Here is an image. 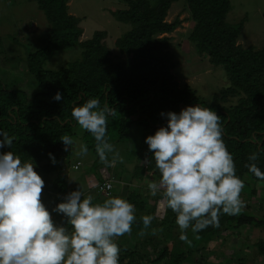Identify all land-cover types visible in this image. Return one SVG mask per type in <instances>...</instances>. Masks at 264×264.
<instances>
[{
	"label": "trees",
	"instance_id": "trees-1",
	"mask_svg": "<svg viewBox=\"0 0 264 264\" xmlns=\"http://www.w3.org/2000/svg\"><path fill=\"white\" fill-rule=\"evenodd\" d=\"M28 1L37 3L50 21V40L29 57L28 70L37 84V91L31 99L18 88L4 89L0 82V130L15 137L10 150L20 155L22 160L31 157L38 166L35 169L37 172L54 174L52 183L46 187L51 188L47 191L50 195L46 194L42 199L50 211L68 192L76 189L69 187L66 176L61 172L81 163L72 164V157L79 147L66 151L60 137L70 135L76 145L75 140L80 132L88 152L96 153V141L72 119L71 109L87 99L98 98L101 105L107 103L114 109V115L108 118L107 139L113 144L132 143L140 150L136 152L132 149L126 161H134L135 155L137 160L149 156L146 167L135 168L121 193L112 190L114 195L120 194L133 203L136 212L132 232L117 242L121 248L120 264H209L212 259L219 262L224 258L217 253L209 255L211 250L221 251L232 237L264 227V214H257L249 205L239 215H221L219 227L209 226L197 236L189 230L190 243L179 239L175 214L170 209H166L163 220L154 218L148 229H144L140 219L149 214L155 217L156 202L161 199L160 195L150 196L143 186L146 176L159 177L144 139L166 123L159 115L161 111L179 112L186 105L197 103L216 111L221 117L222 138L234 157L236 173L245 184L241 193L251 190L245 182L246 177L255 185L264 184L246 167L250 163L249 155L264 148V50L253 51L237 45L243 22L237 25L227 23L230 0H186L194 21L190 40L200 56H207L214 66L225 69L230 86L222 90V98L237 97L239 100L238 104L230 106L223 105L219 99L218 102L209 103L191 87L180 89L174 82L171 69L176 63L167 51L169 39L157 36L177 29L178 21H166L175 0H157L154 7L150 6L148 0H127V9L112 12L119 21L132 25V30L116 43L126 54L120 61L113 60L110 50L102 42V33H97L91 41L79 44L82 30L78 26L79 19L68 14L69 0ZM77 46L84 50L80 60L57 71L44 68L47 60L56 52ZM57 91L63 95L61 101L52 99ZM48 153L55 156V164L51 163ZM97 161L98 158L87 172L95 176L97 186H100L105 181L97 169ZM256 162L264 170V152H259ZM124 174V171L113 173V189L114 179L116 182L124 180ZM97 186L93 203L104 200L99 199ZM51 192L57 197L53 198ZM251 193L256 196V189ZM53 219L60 222L61 217L58 215ZM152 228L158 230L153 233ZM130 235L134 236L135 241L139 239L141 242L143 239L144 246L137 248L133 245L134 248L129 249ZM163 236L169 238L170 243L162 246L157 240L160 237L163 239ZM253 241H246L240 247L242 258L234 259L236 254H232L224 261L227 264H243L246 259L244 247L247 245L264 258V238L256 237ZM147 247L154 250L155 259L147 258ZM204 252H208L210 258L202 256Z\"/></svg>",
	"mask_w": 264,
	"mask_h": 264
},
{
	"label": "clouds",
	"instance_id": "clouds-1",
	"mask_svg": "<svg viewBox=\"0 0 264 264\" xmlns=\"http://www.w3.org/2000/svg\"><path fill=\"white\" fill-rule=\"evenodd\" d=\"M52 99L61 101L63 95L57 91ZM112 115L114 109L107 103L101 105L98 98L71 109L72 119L92 135L96 154L107 166L119 156L107 139ZM159 115L166 123L144 139L159 173L158 180L148 182V193L161 195V206L175 214L179 239L190 243L189 230L197 236L209 226L219 227L221 215L242 212L245 184L222 138L216 111L197 103ZM14 139L0 130V149H9L0 151V264H120L116 238L132 232L135 205L118 195L93 203V196L85 195L79 186L50 211L41 199L45 181L35 170L38 166L31 157L22 160L10 150ZM59 140L66 151L75 147L70 135ZM259 152L264 148L249 155L246 167L264 181V170L256 162ZM87 153V145L80 144L77 155ZM48 156L51 163L57 162L52 153ZM111 187L109 183L100 190ZM52 213L61 217L60 222L54 221ZM154 218L151 214L140 218L144 229L151 227ZM157 230L152 228L153 233Z\"/></svg>",
	"mask_w": 264,
	"mask_h": 264
},
{
	"label": "rangeland",
	"instance_id": "rangeland-1",
	"mask_svg": "<svg viewBox=\"0 0 264 264\" xmlns=\"http://www.w3.org/2000/svg\"><path fill=\"white\" fill-rule=\"evenodd\" d=\"M148 1L151 7L157 4V0ZM230 2L231 9L226 17L227 23L237 25L243 22V31L236 41L237 45L244 49H253V51L264 50V0H230ZM67 7L68 14L79 19L78 26L82 30L79 44L91 41L97 33H102L104 35L102 42L110 50L113 60L120 61L125 58L126 54L123 53L116 43L118 39L123 38L124 35L132 30V25L119 21L112 12L127 9V0H69ZM166 21L168 23L179 22L177 29L172 33L157 36V38L167 37L169 39L170 46L167 51L172 54L173 61L176 63V66L171 69V75L178 87L180 89L191 87L197 91L199 97L209 103L218 102L219 99L223 101L221 103L225 106L238 104L239 100L237 97L222 98V90L230 86L225 69L214 66L207 56H200L190 40L194 30V21L186 0H175L172 3L167 13ZM50 24V21L35 2L28 0H0V82L3 84L4 89L18 88L25 91L29 99L36 93V81L28 70L29 57L31 53H36L49 43L50 29L52 27ZM83 51V48L79 46L67 51H58L47 60L44 68L57 71L67 67L70 63L80 60ZM77 135L75 146L79 147L80 144H83L82 135L80 132ZM114 146L119 156L115 157V163L111 166L102 163L94 152H88L85 156H78L77 153H74L72 164L81 162L80 168H67L61 172V174L66 176L69 187H76L75 190H77L80 186L85 195H92L93 197L97 195L95 176L87 171L92 169L93 163L98 158L97 169L100 170L98 171L102 178L104 175H109L113 179V173L124 171V176L128 180L124 179L116 182L114 179V193H121L126 186L125 183H128L126 181L131 179L135 168L139 166L146 167L147 161L137 160L138 157L136 155L134 161H126V158L130 157L132 149H135L136 152L140 151L139 148L136 149L135 144L117 142ZM120 157L123 158V162H121ZM109 159H114L112 154H109ZM38 174L45 181L41 197V199H44L46 194L50 195L47 191L51 188L46 187L52 183L54 174L46 175L41 171ZM146 179L143 186L148 189V182L158 180L159 177L146 176ZM245 182L250 185L251 190L241 193V198L245 202L243 210L248 209L247 206L249 205L252 209H255L257 214H264V184L255 185L253 182L250 183L247 177ZM137 186L139 187L140 184H137ZM255 189L257 191L256 196L251 193ZM98 194L100 200L114 195L113 192L108 196L100 191ZM51 195L53 198L57 197L52 192ZM160 201L161 199L156 202L155 218L161 221L165 217L166 208L161 206ZM57 216V214H53V218ZM260 236L264 238V227L257 228L252 232L239 234L238 237H232L221 251L211 250L209 255L217 253L225 259L232 254H236L234 259L242 258L240 252L242 244L253 243V239ZM219 238L222 239L223 236L220 235ZM121 240L122 237L116 238V242ZM141 242L139 239L135 241L134 236H131L129 249H133V245L137 248L139 246L143 247V239ZM157 242L163 246L164 243H170V240L163 236V239L160 237ZM251 249L248 245L244 247L243 255L246 259L243 264H264V258L257 255L254 249ZM146 254L147 258L151 260L156 257V253L152 248L147 247ZM201 255L210 258L208 252H204ZM201 255L197 257H201ZM224 259L219 262L212 259L209 264H227ZM126 262L124 261L123 263Z\"/></svg>",
	"mask_w": 264,
	"mask_h": 264
},
{
	"label": "built area",
	"instance_id": "built-area-1",
	"mask_svg": "<svg viewBox=\"0 0 264 264\" xmlns=\"http://www.w3.org/2000/svg\"><path fill=\"white\" fill-rule=\"evenodd\" d=\"M80 166H81V163H77V164L74 166V168H75V169H79ZM106 174H107V173H106ZM103 179H104L105 182L103 183V185H100V186L98 187V189H99L100 192H102L100 189L103 188L104 185L110 183V184L112 185L111 189H107V188H105L104 191L102 192V193H104V194L109 195L110 193H112V190H113V180L109 177V175H108V176H105V175H104V176H103Z\"/></svg>",
	"mask_w": 264,
	"mask_h": 264
}]
</instances>
